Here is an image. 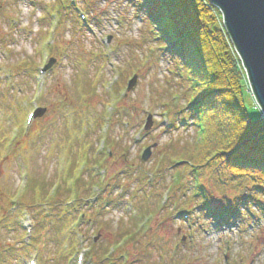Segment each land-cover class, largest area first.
I'll use <instances>...</instances> for the list:
<instances>
[{
  "label": "rangeland",
  "instance_id": "374dc122",
  "mask_svg": "<svg viewBox=\"0 0 264 264\" xmlns=\"http://www.w3.org/2000/svg\"><path fill=\"white\" fill-rule=\"evenodd\" d=\"M75 1L76 11L86 12L89 18L87 29L81 28L82 24H80V32L78 29L75 30L72 20L65 21L60 28L61 21L54 37L56 43L60 42L59 45L64 52L56 51L57 44H55L56 46L50 47L47 53H44L42 45L51 19L46 15L48 11L50 14L53 13L49 8L52 0H0V135L2 144L0 195L5 198L13 196L16 189L20 187L18 177L21 171L29 173L30 181L36 180L38 183L46 184L47 187L54 179V184H58L65 178L67 172L70 145L74 143L76 137L81 139L78 132L80 126L87 125V120L93 125L95 121L101 120L99 117L103 118V122L110 121V117L105 113L106 105L115 109L112 115L117 108H123L127 111L128 117L123 118L122 123L127 121L131 126L126 129L122 123L118 126L115 121L110 122L108 136L112 133L113 139L115 138V141L121 144V151L125 153V156L119 158L122 152L115 148L114 156L110 161L104 158L101 161V163L107 161L104 165L107 172L105 182L108 185L114 183L113 190L110 193L108 190L104 194L108 195L109 209L100 216L93 217L96 224L103 229L102 231L91 230L90 226L80 228L85 240L82 246L77 245V252L82 248H89V254H91L92 239L95 237L98 236V239L93 251L115 242L122 232H131L132 229H128V226L132 222L126 213L130 208L131 214L134 207L130 206L125 198L132 196L133 201H139L144 192H151L156 201V193L159 192L160 195L164 193L161 187L155 191V183L162 184L163 180L168 182L169 177L165 176L166 174L159 181L157 176L155 178L152 174L148 175L144 183L141 179L134 178L136 168H141L140 170L147 173L153 159L157 161L160 151L167 153L168 146L174 145L179 148L180 144H190L192 133L178 130L168 135L158 129L160 107L157 101L164 96V92L166 94L176 89L170 90L166 82L171 80L167 72L168 66L170 67L168 61L157 58L158 54L155 52L154 45L150 44L148 48L146 44H143L148 25L139 19H133L134 12L129 6V0H90L92 6L86 4L84 0ZM57 18L59 21V17ZM107 37L110 38L109 46L104 47L101 40ZM48 56L56 61L47 70L46 76L39 78L36 76V69L41 67ZM132 74L136 75L135 84L129 92H126L123 101H120L125 85L133 76ZM116 76L118 83L112 87L111 91L107 90V84ZM171 83L174 84V82ZM117 88H120L117 91L119 93L114 94L113 91ZM251 99L248 101L254 105ZM35 108L44 109L45 112L42 117L33 121L32 136L27 139L28 142L22 143V140L27 137L20 134L22 148L20 152L16 151L19 146L18 141L11 150H7L5 145L12 130L21 129L27 114ZM247 113L254 122L261 120V112L255 105L248 107ZM147 116H150L151 126L148 131L151 133L138 145H134L133 139L145 123ZM98 134H100L99 130ZM140 136L143 138L144 132H140ZM169 140L172 144H169ZM96 144L97 140L94 138L93 144L82 148L79 155L84 156L86 152L92 154ZM145 147L149 148V157L146 163L140 165L138 157ZM19 168L23 170L20 171ZM145 175L143 173V177ZM128 177L131 180L128 181ZM202 179L201 184L212 197L214 206L220 205V201L226 195H231L228 190L215 186L213 177L208 171L203 172ZM182 185L180 187L187 195L189 180L184 178ZM120 186L124 188L122 191ZM135 188L138 191H134ZM118 195L123 198H118ZM151 195L146 203L141 201L143 207L152 202ZM174 196L172 191L169 192L170 199ZM194 206L189 209L191 210ZM124 208L127 209L124 210ZM44 211L45 207L36 206L31 211H20L16 217H11L8 209L4 211L6 220L0 227V264H26L27 260L35 254L39 256V264H55L57 260H61L60 257L64 254L63 245H68V238L71 235L65 230L69 223L60 234H57L50 223L45 224L43 229L34 232L36 244L32 243L30 248L23 249L22 252L17 248L22 233L15 231V227L28 218L33 221L39 219L40 217H34V215L41 216ZM169 212L171 216L155 214L154 221L145 226V229H149L150 224L152 232L149 231L155 237L153 243L156 244L159 255H164V261L161 259L157 261L155 250L152 256L153 264H171L172 258L175 257L173 255L180 249L184 255L181 264H241L240 258H244L242 264H264V222L256 231L257 238H255V232L251 230L240 238L235 232L217 233L201 220L196 221V225L193 222L190 223V220L182 223L175 219L173 212ZM139 222L137 219L136 223L139 224ZM150 240L152 241V237ZM179 240H182L181 245H186L187 241L189 245L180 248ZM145 242L143 238H140L138 243H128L125 249L122 246L119 251L123 248L124 252L128 253L129 264H135L137 260L146 256L144 252L148 248L145 247ZM250 242L253 252L248 248ZM8 247L11 252L5 253ZM105 254L106 252L104 259H107ZM117 254L118 251L108 259ZM87 258L88 256H86L85 261H88L86 264H95V262L100 264L95 260L97 256ZM60 262L62 264V261Z\"/></svg>",
  "mask_w": 264,
  "mask_h": 264
},
{
  "label": "trees",
  "instance_id": "16d2710c",
  "mask_svg": "<svg viewBox=\"0 0 264 264\" xmlns=\"http://www.w3.org/2000/svg\"><path fill=\"white\" fill-rule=\"evenodd\" d=\"M62 1L64 0H52L50 6L62 17L60 28L65 21L72 20L77 30L78 23L73 21L75 20L73 8L69 4L64 6ZM84 2L92 6L90 0ZM129 6L134 12L133 19H139L148 27L152 23L159 27L164 37L163 41L172 47L173 51L169 52V55L174 60H176L174 56L177 55L181 60L179 63L184 72V79L183 82L175 85V92L180 95L179 108L170 110L174 126L181 120L179 118L193 120L189 130L192 133L190 144H180L179 148L174 145L168 146L167 153L160 151L162 159L156 165L157 181L172 172L183 175L189 180L187 195L181 187L173 190L175 195L173 200L178 202L179 211L194 213L195 210H189V207L199 205V210L209 212L215 219L232 224L235 233L241 237L250 229L258 234L256 231L264 222V212H262V209L264 210V120L261 118L259 122H254L247 113L248 107L254 105L249 102L251 97L249 98L245 75L232 49L220 13L207 0H136L131 1ZM147 35L144 44L148 46L153 43L152 31ZM55 44H57L56 51L64 52L59 45L60 42ZM157 54L158 59L172 62L171 57L165 53L157 52ZM169 82L167 85L171 90L173 86H170ZM170 94L164 92V96L157 101L163 109L173 106H170ZM165 103L167 106H164ZM187 104L191 105L187 108ZM177 130L173 127L167 131L162 130V133L172 135ZM169 142L172 144L171 140ZM116 148L121 151V144L117 143ZM154 162L153 159L149 170L154 166ZM175 162H180L182 165L176 168ZM165 166L167 168H164ZM140 169L136 168L134 178L146 174ZM204 171L210 173L216 187L231 192L230 196L226 195L222 198L217 207L213 206V199L208 194L204 201L199 194H193L191 191L192 173L198 175L201 184ZM128 180H131L130 177ZM167 184L166 180H163L162 184L157 182L155 191L159 187L163 189ZM35 186V181L31 182L29 190L32 192ZM76 186L84 189L85 183L80 180ZM46 187L41 183L40 189L43 192ZM63 194H66V197L67 191L64 192L61 188L56 196L57 207L62 203L60 197ZM88 194L89 189L85 190V195ZM143 195L145 193L142 194V199ZM151 198L152 202L147 206L141 205L142 199L137 201L136 205L139 204L137 206L151 214L156 212L171 216L168 208L154 210L155 197ZM250 214L255 215L256 218L254 216L251 218ZM57 219L56 217L55 220ZM131 227L133 226L130 225ZM153 236H149L152 237V241L149 239L150 241L145 242V247L148 248L144 252L146 256L137 260L135 264H153L152 256L155 250L157 261L161 259L156 244L153 243L155 241ZM140 238L144 239L142 235L132 236L129 243H138ZM250 244L252 247L251 242ZM251 247L250 251L253 252ZM102 249L103 246L99 247L94 255L100 253ZM183 256L178 252L176 260L181 261Z\"/></svg>",
  "mask_w": 264,
  "mask_h": 264
},
{
  "label": "water",
  "instance_id": "95a60500",
  "mask_svg": "<svg viewBox=\"0 0 264 264\" xmlns=\"http://www.w3.org/2000/svg\"><path fill=\"white\" fill-rule=\"evenodd\" d=\"M207 1L221 14L226 34L245 71L251 95L264 118V0ZM134 83L135 79L131 86ZM43 113V110L38 111L36 118ZM149 127L150 124L147 129ZM148 157L149 149L142 157L143 161Z\"/></svg>",
  "mask_w": 264,
  "mask_h": 264
}]
</instances>
